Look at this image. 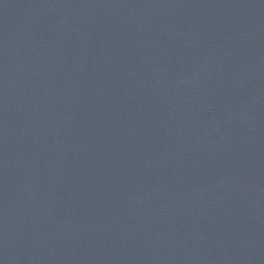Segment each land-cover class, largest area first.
Returning a JSON list of instances; mask_svg holds the SVG:
<instances>
[{
	"label": "water",
	"instance_id": "water-1",
	"mask_svg": "<svg viewBox=\"0 0 264 264\" xmlns=\"http://www.w3.org/2000/svg\"><path fill=\"white\" fill-rule=\"evenodd\" d=\"M0 264H264V0H0Z\"/></svg>",
	"mask_w": 264,
	"mask_h": 264
}]
</instances>
